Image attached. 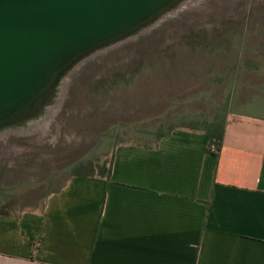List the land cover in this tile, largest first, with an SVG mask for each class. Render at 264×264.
Masks as SVG:
<instances>
[{"label":"crops","instance_id":"obj_1","mask_svg":"<svg viewBox=\"0 0 264 264\" xmlns=\"http://www.w3.org/2000/svg\"><path fill=\"white\" fill-rule=\"evenodd\" d=\"M245 107L219 152L185 128L109 133L105 177L80 161L40 210L0 214V264H264V114Z\"/></svg>","mask_w":264,"mask_h":264},{"label":"rangeland","instance_id":"obj_2","mask_svg":"<svg viewBox=\"0 0 264 264\" xmlns=\"http://www.w3.org/2000/svg\"><path fill=\"white\" fill-rule=\"evenodd\" d=\"M224 31L237 37L226 38L234 42H227L223 55L184 51L169 67L162 65V58L172 56L161 53L180 47L184 37L203 33L202 39L212 42ZM262 31L264 0H184L138 36L82 62L63 81L53 119L48 112L44 126L33 125L31 133L0 132V214L40 210L46 194L66 183L75 164L104 156L111 132H150L161 124L175 132L188 125V114H211L229 95L235 97L230 108L245 111L250 105L264 114ZM233 70L242 76L240 87L233 84ZM119 76L125 77L121 88L110 89L107 101H94L100 82L109 85Z\"/></svg>","mask_w":264,"mask_h":264},{"label":"water","instance_id":"obj_3","mask_svg":"<svg viewBox=\"0 0 264 264\" xmlns=\"http://www.w3.org/2000/svg\"><path fill=\"white\" fill-rule=\"evenodd\" d=\"M184 0H0V132L46 119L82 62Z\"/></svg>","mask_w":264,"mask_h":264},{"label":"trees","instance_id":"obj_4","mask_svg":"<svg viewBox=\"0 0 264 264\" xmlns=\"http://www.w3.org/2000/svg\"><path fill=\"white\" fill-rule=\"evenodd\" d=\"M264 32V31H262ZM202 34L203 33H199V34H193L191 36H186L183 38L184 42L180 45V47H174V48H167L166 51L162 52L161 54H165V55H171L172 59H161L162 65L166 68L169 67L171 62H175L176 56L179 55L180 53L186 51V52H192L194 54V56H196L197 54H201L203 50H205L207 53L209 54H213V55H219V54H224V48H226L225 46H227V42H234L233 39H229L226 42V38H233V37H237V35L234 34V32L231 31H224L221 35V40H215V41H207V40H203L202 39ZM246 44H248V41H246ZM238 49V48H237ZM174 50H178L177 52H174ZM234 50V48L231 49L230 53H233L232 51ZM252 63V64H251ZM255 64V60H251L248 62V67H252V65ZM242 71V70H241ZM231 72V71H230ZM231 75H234V79H233V84L237 82H239V85L237 87H240L241 85V77L239 76L241 75L237 70H233L231 72ZM239 73V74H238ZM235 75H238V77H235ZM120 78V79H119ZM119 78H114L112 80L109 81V85L106 84V82L102 81L100 83L101 86L100 87H96V89H99V93L98 99H95L94 101H107L109 99V90H116L121 88L122 86V80L123 78H125L124 76H119ZM222 79V78H220ZM125 80V79H124ZM216 84H219V82H217ZM232 84V85H233ZM260 91L263 93L264 91L260 89ZM234 99V96H228L227 98H225V102L224 101H218V104L215 105L213 113L209 114V113H204L203 111H199V112H195L194 114H188L186 116L187 121H188V125H182V126H178L181 128H186V129H190L192 131L195 132H203L205 134L208 135L209 137V148L210 150L212 148H214V150L216 151H220L222 148V143H223V136H224V132H225V127H226V120H227V116L230 113H245L243 111H238L235 110L234 108H230L228 106V102L229 99ZM237 101V100H235ZM159 139H162L164 137H166V132L164 130V124H161V128L159 131ZM105 157L99 156L97 159L95 160H86V161H82L80 164H78L75 169H74V174L75 176H80V177H105L106 175V166L110 164V160L104 159ZM102 159H104L105 161L101 164L100 162L103 161ZM108 171V170H107Z\"/></svg>","mask_w":264,"mask_h":264},{"label":"bare ground","instance_id":"obj_5","mask_svg":"<svg viewBox=\"0 0 264 264\" xmlns=\"http://www.w3.org/2000/svg\"><path fill=\"white\" fill-rule=\"evenodd\" d=\"M82 64V63H81ZM80 65V64H79ZM75 70V69H74ZM73 70V71H74ZM68 77V76H67ZM64 81H66L65 79H64ZM66 87V85H64V83H62V85H61V91L64 89ZM61 104V101L59 100L55 105H54V107L52 106V108H51V110L49 111V114L51 115V118L53 119L54 117H55V115L57 114V112H55L54 111V109H58L59 108V105ZM58 111V110H57ZM48 117H49V115H48ZM47 117V118H48ZM45 118L42 120V121H40V122H38L37 124H35V123H31L30 124V126L28 127V128H31L33 125L35 126V127H37L38 126V129H40V127H43L44 126V124H45ZM34 127V128H35ZM47 126H45V128H46ZM28 128H25V130L26 129H28ZM33 128V129H34ZM33 129H28L27 130V132H29V133H31V131H33ZM34 132V131H33Z\"/></svg>","mask_w":264,"mask_h":264}]
</instances>
